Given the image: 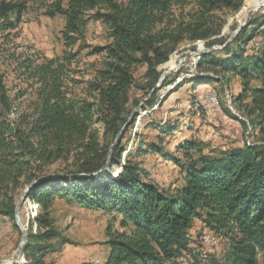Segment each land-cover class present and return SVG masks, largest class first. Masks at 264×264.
<instances>
[{"label": "trees", "instance_id": "16d2710c", "mask_svg": "<svg viewBox=\"0 0 264 264\" xmlns=\"http://www.w3.org/2000/svg\"><path fill=\"white\" fill-rule=\"evenodd\" d=\"M252 1L70 0L64 7L63 0H52L46 14L66 18L63 53L52 59L0 53V218L20 231L15 209L30 186L26 201L38 208L23 249L25 264H49L50 255L70 244L51 217L57 200L112 216L119 225L117 230L110 223L106 230L104 264H177L196 221L229 242L228 264H258L264 255V10L229 44L223 36L226 15L240 13ZM27 8L26 0H0L4 46ZM92 22L105 25V45L87 43ZM185 45L193 51L225 46V58H214L213 51L202 54L189 81L197 87L239 79L235 110L261 142L218 156L204 154L201 143L186 142L185 163L177 162L183 186L167 195L134 161L149 152L167 153L143 143L129 151L124 142L137 113L116 139L142 102L131 98L137 72L145 71L147 98ZM85 51L96 59L84 62ZM4 66L13 68L18 84L8 85ZM145 105L161 106L153 98ZM108 163L120 168L114 178L107 170L98 175Z\"/></svg>", "mask_w": 264, "mask_h": 264}, {"label": "rangeland", "instance_id": "374dc122", "mask_svg": "<svg viewBox=\"0 0 264 264\" xmlns=\"http://www.w3.org/2000/svg\"><path fill=\"white\" fill-rule=\"evenodd\" d=\"M26 1L28 8L16 31L17 33H13L16 38L11 37L9 43L5 46L3 41L0 40V53H4L8 57L15 53L36 54L48 59L60 56L64 51L61 31L64 29L66 18L60 15L52 18L46 14L44 8L52 0ZM69 1L63 0L64 7H67ZM254 1L249 6L253 5ZM263 10L264 6L251 12L244 21L246 22L245 27L251 21L262 18ZM243 11L244 9L236 15L230 13L226 15L227 25L223 36L227 39V43L236 37L235 32ZM251 30L249 29V31ZM259 39L260 37H257L249 44V52L256 48ZM87 43L90 46L105 45L107 43L105 25L100 22H92L87 32ZM202 51H193L190 45L183 46L171 57V60H173L171 69L173 71L165 77L158 88H156L158 83L156 84L147 98H145V93L142 90L147 82L144 77L145 71L140 69L136 74V87L131 94L132 100L141 99L142 102L140 107L135 109V113L139 116L135 125L130 127L126 133L124 142L127 144L129 151H133L138 144L143 143L144 145L154 144L167 153L165 157L161 154L149 152L134 159L149 173L151 180L167 195L176 194L183 186L182 170L177 162L185 163L181 147L186 142L196 141L201 143L205 150L204 154L210 155L212 153L215 156L235 148H242L246 143L261 142L257 133L251 129L250 123L240 115L241 113L238 110H235L234 100L242 92L239 79L224 77L223 80L197 87H194L189 81L193 78V73H198L195 66L201 55L204 54L201 53ZM211 51L215 52L214 58H225V53L221 50L213 49L205 53ZM87 53L88 51H85L81 58L84 62H93L96 58L87 57ZM192 69L193 71H191ZM2 70H7V82L10 87L12 84H18L13 68L4 66ZM179 84L182 87L174 91V88ZM206 91L209 94L215 93V96L212 95V97L219 104V111L216 115L210 112L208 103L199 102L201 93ZM151 98L161 106L146 107L145 104ZM143 108H146V110L144 111ZM236 118L246 121L248 128L246 129ZM164 127H168L173 131L165 133L162 130ZM119 171L120 168L117 166H108L106 173L114 178ZM98 180L101 181V178L99 177ZM37 216L38 208L29 200L26 201L21 209L20 217L21 224L28 234V239L30 220ZM51 217L55 220V227L62 233L64 238L70 241V244L64 246L60 253L50 255L47 258V263L103 264V261L108 257V247L105 244L106 230L108 225L113 223L112 216L86 210L64 200H57L51 211ZM113 226L117 230L120 229L117 223H113ZM35 231L36 227L34 228ZM206 233H210L211 237L215 238L212 240L213 245L211 246L202 239V236L208 235ZM190 236L188 251L182 259L177 261V264H228L229 242L204 227L201 221L195 222ZM23 239L24 234L21 229L20 231L16 230L9 221L0 218V264H9L14 260ZM93 257L94 260H91ZM19 264H25L24 251ZM258 264H264V255L261 253Z\"/></svg>", "mask_w": 264, "mask_h": 264}, {"label": "water", "instance_id": "95a60500", "mask_svg": "<svg viewBox=\"0 0 264 264\" xmlns=\"http://www.w3.org/2000/svg\"><path fill=\"white\" fill-rule=\"evenodd\" d=\"M263 6H264V0H262L260 2V4L255 9L258 10V9L262 8ZM245 26H246V22H244L242 19H240L239 20L238 28H237V30L235 32V36H237ZM231 41H229L227 44H229ZM224 47H214V48H212V50L213 49L222 50ZM208 50L209 49H204L201 53H205ZM172 71L173 70L171 69V70L165 71L162 74V76L160 77V80H159L158 85L156 86V88H158L163 83V81L165 80V77L169 73H171ZM134 114H135V111L133 112L132 116L130 117V119L128 120V122L126 123V125L123 127V129H122L121 133L118 135L116 141L123 135V133L126 131V129L130 126V124H131V122L133 120ZM108 166H109V163L98 173V175L104 173L107 170V167ZM80 177H87V176L81 175ZM30 190H31V186L28 187L22 193V195L20 196V199H19V201L17 203L16 209H15L16 222H17L18 227L23 231L24 239H23V241H22V243L20 245V250L16 254L14 260L12 262H10L9 264H19V261L21 260V257L23 256V248L25 247V245L28 242V234L26 233L25 227L21 224V217H20V215H21V209H22V207H23V205H24V203L26 201L27 195L30 192Z\"/></svg>", "mask_w": 264, "mask_h": 264}, {"label": "bare ground", "instance_id": "6f19581e", "mask_svg": "<svg viewBox=\"0 0 264 264\" xmlns=\"http://www.w3.org/2000/svg\"><path fill=\"white\" fill-rule=\"evenodd\" d=\"M262 0H255L252 4L253 5H251V6H249L248 8H246L244 11H243V13H242V15H241V18L240 19H242L243 21H245L248 17V15L251 13V12H253V11H256V7L260 4V2H261ZM259 10V9H258ZM171 70V69H170ZM173 70V69H172ZM214 92V91H213ZM211 94V96L213 95V96H215V93H210ZM200 96V95H199ZM213 102H214V107L215 108H217V110L219 109V104H218V102H216L215 100H214V97H213ZM203 241L205 242V243H207V244H210V237L209 236H207V235H205V236H203ZM211 245H213V243H212V240H211Z\"/></svg>", "mask_w": 264, "mask_h": 264}, {"label": "built area", "instance_id": "2783aa9c", "mask_svg": "<svg viewBox=\"0 0 264 264\" xmlns=\"http://www.w3.org/2000/svg\"><path fill=\"white\" fill-rule=\"evenodd\" d=\"M191 71H193V69ZM199 102L208 103V108L210 109V112H212L214 115L218 113L219 110H217V108L214 107L213 97L211 96V94H209L208 91L201 93V100ZM207 236L210 237V246H211V240H214L215 238L211 237L210 234H208ZM91 260H94V257L91 258Z\"/></svg>", "mask_w": 264, "mask_h": 264}, {"label": "crops", "instance_id": "0c3cea01", "mask_svg": "<svg viewBox=\"0 0 264 264\" xmlns=\"http://www.w3.org/2000/svg\"><path fill=\"white\" fill-rule=\"evenodd\" d=\"M107 252H108V250H107ZM105 261H106V260L103 261V264L105 263Z\"/></svg>", "mask_w": 264, "mask_h": 264}]
</instances>
